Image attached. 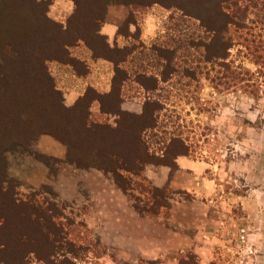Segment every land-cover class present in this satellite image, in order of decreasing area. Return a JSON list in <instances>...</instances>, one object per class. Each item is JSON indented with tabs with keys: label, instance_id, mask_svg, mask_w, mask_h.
Segmentation results:
<instances>
[{
	"label": "rangeland",
	"instance_id": "obj_1",
	"mask_svg": "<svg viewBox=\"0 0 264 264\" xmlns=\"http://www.w3.org/2000/svg\"><path fill=\"white\" fill-rule=\"evenodd\" d=\"M43 1L50 2L48 16L56 22L65 23L74 10L71 0ZM232 2L240 13L229 27L231 47L226 62L232 64L236 82L218 75L223 71L214 64H201L209 79L203 75L195 83L185 78L183 68L202 59L189 41L207 42L208 35L198 21L158 5L143 11L153 14L156 37L135 57L152 54L150 49L161 45L181 47L178 74L161 93L164 110L160 123L168 127L158 130L164 135H149L150 149L161 156L160 142L180 136L186 141L189 157L200 163L204 178L211 182L190 192L179 188L187 175H173L170 184L156 187L165 197V206L157 213L148 208L139 212L133 206H150L155 194V186L144 173L143 180L130 177L133 189L124 194L110 176L67 163L65 146L50 136L38 137L28 150L13 145L5 153L8 179L24 197H33L46 209L56 206L62 229L54 243L38 237L32 244L35 254L20 264H236L234 234L241 227L248 229L256 249L251 264H264V258H259L264 254V0ZM121 6L111 2L107 10ZM92 120L113 126L115 118L93 114ZM216 209L226 223L224 236L232 239L228 245L232 253L225 257L222 246L213 241L222 238L220 227L212 239L201 234L207 215L218 217ZM121 217L127 219L125 225L118 220ZM126 226L123 234L121 228ZM13 227L18 232L22 224L15 220ZM139 228L150 239L146 235L136 239ZM210 244L211 249H200Z\"/></svg>",
	"mask_w": 264,
	"mask_h": 264
},
{
	"label": "trees",
	"instance_id": "obj_2",
	"mask_svg": "<svg viewBox=\"0 0 264 264\" xmlns=\"http://www.w3.org/2000/svg\"><path fill=\"white\" fill-rule=\"evenodd\" d=\"M71 1L74 10L65 23H60L48 16L50 2L0 0V264H20L29 254H35L32 244L38 237L54 243L62 234L56 206L46 209L33 197H24L8 179L5 153L13 145L28 150L38 137L50 136L65 146L67 163L110 176L124 194L133 189L130 177L141 178L146 167L167 166L175 171L176 157L189 154L186 141L180 136L172 135L160 142L161 156L150 149L148 138L149 135L156 137L155 133L164 135L165 132L158 130L166 131L168 127L160 123L164 110L161 93L166 91L164 85L172 76L178 74L177 68L181 66L177 57L181 47H152V54L140 53L137 59L135 55L132 67L127 70L123 65L130 55L146 49L137 43V31L133 32L136 36L128 32L129 24L135 23L131 16L123 23L124 31L118 27L117 32L130 36L138 45L131 42L120 48L108 44L100 33L108 3L139 13L158 5L198 21L208 41H189V46L196 49L203 61L199 59L183 68L184 77L195 83L203 75L209 79L201 64H214L222 69L223 73L218 75L223 74V79L234 82L238 79L232 64L226 62L231 47L229 27L235 24L240 13L232 0ZM79 45L89 49L94 59L113 64L112 87L104 95L89 88L73 106L66 107L49 64L69 65L82 73L83 64L71 52ZM130 81L147 94L138 115L119 109L122 88ZM95 101L100 104L101 114L115 118L113 126L92 120L90 108ZM153 191L150 206L133 207L139 212L148 208L157 213L165 206L162 201L165 197L158 188L154 187ZM15 220L22 224L18 232L13 227ZM24 247L22 251L16 249Z\"/></svg>",
	"mask_w": 264,
	"mask_h": 264
},
{
	"label": "crops",
	"instance_id": "obj_3",
	"mask_svg": "<svg viewBox=\"0 0 264 264\" xmlns=\"http://www.w3.org/2000/svg\"><path fill=\"white\" fill-rule=\"evenodd\" d=\"M130 16L133 17L135 23L129 24L128 32L131 34L137 31V43H141L143 47L147 49L148 44H150V42L156 37L157 29L156 20H154V16L150 12H134L126 6H121L120 8H110L106 12L105 20L101 27L100 33L106 37L107 42L110 46L117 45L121 48L129 45V43L133 42V39L130 36L125 37L119 35L117 30L120 23L124 22L125 19ZM71 52L72 56L83 64L84 71L82 73H77L69 65L59 63L50 64V73L55 79L58 90H60L63 94L65 106H73L78 101V99L84 96L86 90H88L89 88L100 95L108 94L111 91L112 78L114 76L113 64L105 59H94L89 49H87L83 45L75 47ZM135 55L136 52H133L128 58V61L123 65V67H125L127 70L132 67V61L134 60ZM146 97L147 94L145 93V91L130 81L126 83L122 88V101L120 103L119 109L127 113L136 115L141 114L143 102ZM90 111L92 115H104L101 114L100 104L96 101L92 103ZM104 116L111 117V115L107 114H105ZM189 156L190 155H183L176 157V169L173 172H171L170 168L165 166H148L145 168L144 176L152 184V186L160 187L164 185V183H171L172 181H170V178L173 175H175V177L179 175H187V181L185 183L179 184V188L190 192H196L195 190L199 186L204 185V182H209L210 180L204 178L205 169L200 165V163ZM163 178H165V181H163ZM222 198L223 197L221 196L220 199ZM217 209V218L213 217V215H207L209 216V218L202 222L201 234L208 236L209 239H212V237L214 236L213 234L219 232L218 227H220L222 230L220 231L222 233V238L217 237V239L213 241H217L219 245L222 246L221 254L225 257L227 256V254L232 253L231 246H228L231 244L232 239L224 236L225 234L223 231L226 229V223L220 217L222 214L219 212V210L217 211ZM124 219L122 217L118 219L122 225H125ZM126 220L127 219H125V221ZM126 228L127 226L121 228V232L123 234L124 232L127 233L125 230H127L128 228ZM143 233L144 231L139 228L135 235L136 239L140 240L142 236L144 239L145 237L147 239H150L148 235ZM234 235V239H236L237 232ZM213 241H211L212 244L215 243ZM212 244L209 245L210 247L204 245L200 249L203 250L206 247L211 249ZM144 246L145 245L142 244L141 248H144ZM261 247L264 249V244ZM259 258H264V254L262 256H259ZM200 264H204V262H201Z\"/></svg>",
	"mask_w": 264,
	"mask_h": 264
},
{
	"label": "built area",
	"instance_id": "obj_4",
	"mask_svg": "<svg viewBox=\"0 0 264 264\" xmlns=\"http://www.w3.org/2000/svg\"><path fill=\"white\" fill-rule=\"evenodd\" d=\"M251 235L246 227H241L236 235L235 244V255H237L238 260L236 264H251L253 261V256L256 253V249L253 248L251 244Z\"/></svg>",
	"mask_w": 264,
	"mask_h": 264
}]
</instances>
